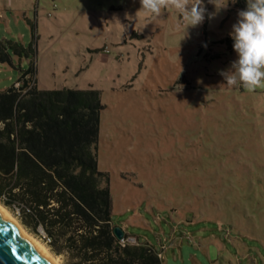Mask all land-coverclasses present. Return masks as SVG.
Returning <instances> with one entry per match:
<instances>
[{
    "label": "rangeland",
    "instance_id": "374dc122",
    "mask_svg": "<svg viewBox=\"0 0 264 264\" xmlns=\"http://www.w3.org/2000/svg\"><path fill=\"white\" fill-rule=\"evenodd\" d=\"M202 5L203 23L185 34L179 13L153 18L140 0H0V89L33 60L41 89L100 92L97 166L112 220L162 250L164 264H264V198L217 195L247 178L230 171L237 162L264 174V89L226 85L239 11L229 0Z\"/></svg>",
    "mask_w": 264,
    "mask_h": 264
},
{
    "label": "trees",
    "instance_id": "16d2710c",
    "mask_svg": "<svg viewBox=\"0 0 264 264\" xmlns=\"http://www.w3.org/2000/svg\"><path fill=\"white\" fill-rule=\"evenodd\" d=\"M229 2L237 11L247 7L241 0ZM228 45L233 48L232 39ZM10 47L19 56L26 52L17 42ZM34 74L29 60L18 79L0 89V203L28 232L48 237L50 250L63 264H164L154 245L139 238L122 244L114 233L108 175L97 166L104 109L100 92L92 87L41 89ZM249 166L237 162L229 168L234 177L236 169L245 168L247 178H234V195L222 187L217 194L222 201H248L246 191L252 189L261 203L264 174L260 169L250 176ZM220 183H212L213 193ZM217 195L212 197L218 200ZM256 209L263 212L262 206Z\"/></svg>",
    "mask_w": 264,
    "mask_h": 264
},
{
    "label": "clouds",
    "instance_id": "9594fccd",
    "mask_svg": "<svg viewBox=\"0 0 264 264\" xmlns=\"http://www.w3.org/2000/svg\"><path fill=\"white\" fill-rule=\"evenodd\" d=\"M219 10L227 2L217 7L215 0H209ZM247 7L238 12V19L229 33L237 59L227 71H221L228 87L242 86L248 92L264 89V0H246ZM140 9L147 16L159 18L167 9L180 15V23L196 27L205 19L202 0H140ZM179 27V25H178ZM185 36V35H184Z\"/></svg>",
    "mask_w": 264,
    "mask_h": 264
},
{
    "label": "water",
    "instance_id": "95a60500",
    "mask_svg": "<svg viewBox=\"0 0 264 264\" xmlns=\"http://www.w3.org/2000/svg\"><path fill=\"white\" fill-rule=\"evenodd\" d=\"M114 233L122 238L124 230L114 226ZM0 264H51L36 245L16 228L0 211Z\"/></svg>",
    "mask_w": 264,
    "mask_h": 264
},
{
    "label": "bare ground",
    "instance_id": "6f19581e",
    "mask_svg": "<svg viewBox=\"0 0 264 264\" xmlns=\"http://www.w3.org/2000/svg\"><path fill=\"white\" fill-rule=\"evenodd\" d=\"M0 211L4 214V216L7 219L13 222V224L22 233V235L29 238L36 245V247L39 249L41 254L46 257L47 261H49L51 264H62L59 261V258L56 255L52 254L48 249V247L44 245V243H42L39 239H36L34 236H31L30 233H28L24 229V227L20 224V222L12 214H10L9 211L1 204H0Z\"/></svg>",
    "mask_w": 264,
    "mask_h": 264
},
{
    "label": "built area",
    "instance_id": "2783aa9c",
    "mask_svg": "<svg viewBox=\"0 0 264 264\" xmlns=\"http://www.w3.org/2000/svg\"><path fill=\"white\" fill-rule=\"evenodd\" d=\"M45 236V235H44ZM49 239L48 237L45 238V242H48ZM121 243L122 244H125V243H135L137 242V238L133 235H127V236H124L120 239ZM159 255L162 256V250L159 252Z\"/></svg>",
    "mask_w": 264,
    "mask_h": 264
},
{
    "label": "crops",
    "instance_id": "0c3cea01",
    "mask_svg": "<svg viewBox=\"0 0 264 264\" xmlns=\"http://www.w3.org/2000/svg\"><path fill=\"white\" fill-rule=\"evenodd\" d=\"M242 1V3L243 4H246V0H241ZM231 3V2H230ZM247 5V4H246ZM120 227H122V226H120ZM123 229V228H122ZM124 230V229H123ZM125 231V230H124ZM126 232V231H125ZM127 233V232H126ZM128 234H130V233H128Z\"/></svg>",
    "mask_w": 264,
    "mask_h": 264
}]
</instances>
